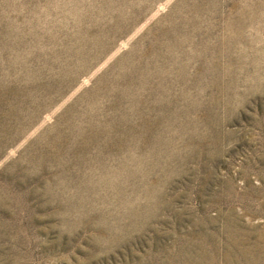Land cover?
<instances>
[{
	"label": "rangeland",
	"instance_id": "374dc122",
	"mask_svg": "<svg viewBox=\"0 0 264 264\" xmlns=\"http://www.w3.org/2000/svg\"><path fill=\"white\" fill-rule=\"evenodd\" d=\"M0 264H264V0H0Z\"/></svg>",
	"mask_w": 264,
	"mask_h": 264
}]
</instances>
